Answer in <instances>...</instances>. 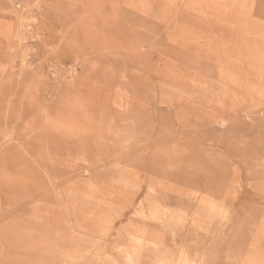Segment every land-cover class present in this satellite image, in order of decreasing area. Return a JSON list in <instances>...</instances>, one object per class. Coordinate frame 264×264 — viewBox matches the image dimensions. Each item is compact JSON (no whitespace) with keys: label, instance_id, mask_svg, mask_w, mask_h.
<instances>
[{"label":"rangeland","instance_id":"374dc122","mask_svg":"<svg viewBox=\"0 0 264 264\" xmlns=\"http://www.w3.org/2000/svg\"><path fill=\"white\" fill-rule=\"evenodd\" d=\"M170 262L264 264V0H0V264Z\"/></svg>","mask_w":264,"mask_h":264},{"label":"bare ground","instance_id":"6f19581e","mask_svg":"<svg viewBox=\"0 0 264 264\" xmlns=\"http://www.w3.org/2000/svg\"><path fill=\"white\" fill-rule=\"evenodd\" d=\"M20 1H24V0H20ZM35 1V0H34ZM10 2V1H9ZM9 4V3H8ZM11 5H12V7H13V4L11 3ZM18 6V5H17ZM14 8V7H13ZM10 11V10H9ZM49 248V247H48ZM36 250V249H35ZM53 250V249H52ZM150 252V251H149ZM45 253V252H44ZM162 263H163V261H161ZM158 263H159V261H158ZM165 264V263H164ZM167 264V263H166ZM170 264H171V262H170Z\"/></svg>","mask_w":264,"mask_h":264},{"label":"crops","instance_id":"0c3cea01","mask_svg":"<svg viewBox=\"0 0 264 264\" xmlns=\"http://www.w3.org/2000/svg\"><path fill=\"white\" fill-rule=\"evenodd\" d=\"M6 44H7V41H6Z\"/></svg>","mask_w":264,"mask_h":264}]
</instances>
